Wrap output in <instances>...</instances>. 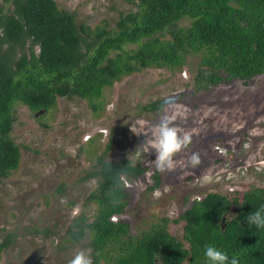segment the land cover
Here are the masks:
<instances>
[{
  "label": "rangeland",
  "instance_id": "rangeland-1",
  "mask_svg": "<svg viewBox=\"0 0 264 264\" xmlns=\"http://www.w3.org/2000/svg\"><path fill=\"white\" fill-rule=\"evenodd\" d=\"M54 1L71 11L77 24L89 27L104 23L113 28L120 12L135 9L127 0ZM0 4L8 6L3 0ZM176 23L187 32L191 18L183 16ZM135 45L128 43L126 48ZM204 49L191 33L185 52H178L168 64L122 74L104 85L96 98L56 95L53 106L36 111L23 102L14 103L10 136L18 144L19 159L0 177V238L11 232L13 239L0 250V264H69L76 250L92 249L88 229L72 241L63 235L73 216L84 213L90 220L96 212L99 203H85L84 196L97 178L77 177L106 143V160L127 158L147 166L135 178L120 174L124 188L120 198L127 202L120 213L110 216L125 219L132 237L163 225L180 239L182 220L174 218L191 200L208 191H236L242 205L250 190L264 186V72L220 82L205 91L195 89L193 75ZM160 97H166L160 108L140 109ZM174 114L175 126L190 132L192 143L176 155L175 169L158 172V185L149 186L155 154H142L145 136L134 135L131 123L143 119L153 125ZM145 131L150 137L151 129ZM192 153L201 159L196 168L189 164ZM106 255L93 264H113Z\"/></svg>",
  "mask_w": 264,
  "mask_h": 264
},
{
  "label": "trees",
  "instance_id": "trees-1",
  "mask_svg": "<svg viewBox=\"0 0 264 264\" xmlns=\"http://www.w3.org/2000/svg\"><path fill=\"white\" fill-rule=\"evenodd\" d=\"M3 1L8 6L0 4V177L19 159L10 136L16 101L36 111L53 106L56 95L96 98L122 74L168 64L185 52L191 33L205 46L193 75L195 89L264 72V0H127L135 9L120 12L113 28L77 24L54 0ZM183 16L191 18L187 32L176 23ZM128 43L136 45L126 48ZM165 101L155 98L140 109L156 110ZM108 147L98 154L88 149L93 162L77 177L97 178L84 196L85 203H99L96 212L90 220L84 213L73 216L63 235L72 241L90 230L93 262L108 250L113 264H207L205 246L212 245L229 258L237 256L239 264H264V228L246 221L250 212L264 208V186L250 190L242 205L236 191H208L191 200L174 218L182 220L180 239L163 225L132 237L125 219L110 216L127 202L120 198V174L135 178L147 166L127 158L108 161ZM150 174L149 186L158 185V172ZM12 239L11 232L3 234L0 250Z\"/></svg>",
  "mask_w": 264,
  "mask_h": 264
},
{
  "label": "clouds",
  "instance_id": "clouds-1",
  "mask_svg": "<svg viewBox=\"0 0 264 264\" xmlns=\"http://www.w3.org/2000/svg\"><path fill=\"white\" fill-rule=\"evenodd\" d=\"M176 115H164L158 123L149 125L148 121L139 119L135 123H131L130 131L134 135L144 134L145 140L140 145L143 153L149 151L154 152L155 159L150 164L155 172L167 173L176 167L175 157L181 151L187 149L192 143V135L190 132L183 131L175 126L174 120ZM146 128L151 129V136L146 135ZM201 163L198 153H192L189 157V164L192 168H196ZM131 187V184H128ZM247 224L254 225L256 228H264V208L255 212H250L246 217ZM92 250L78 249L74 256L70 259L69 264H93ZM204 256L207 264H239L237 256L229 258L228 254L218 250L212 245H206Z\"/></svg>",
  "mask_w": 264,
  "mask_h": 264
},
{
  "label": "flooded vegetation",
  "instance_id": "flooded-vegetation-1",
  "mask_svg": "<svg viewBox=\"0 0 264 264\" xmlns=\"http://www.w3.org/2000/svg\"><path fill=\"white\" fill-rule=\"evenodd\" d=\"M10 244V243H9ZM9 244L6 247H9ZM5 248V247H4Z\"/></svg>",
  "mask_w": 264,
  "mask_h": 264
}]
</instances>
